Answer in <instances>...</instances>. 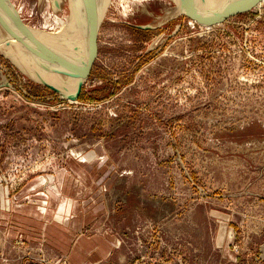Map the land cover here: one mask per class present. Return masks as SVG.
<instances>
[{
  "label": "rangeland",
  "instance_id": "obj_1",
  "mask_svg": "<svg viewBox=\"0 0 264 264\" xmlns=\"http://www.w3.org/2000/svg\"><path fill=\"white\" fill-rule=\"evenodd\" d=\"M99 1L77 100L0 51V264H264V0L212 25Z\"/></svg>",
  "mask_w": 264,
  "mask_h": 264
},
{
  "label": "bare ground",
  "instance_id": "obj_2",
  "mask_svg": "<svg viewBox=\"0 0 264 264\" xmlns=\"http://www.w3.org/2000/svg\"><path fill=\"white\" fill-rule=\"evenodd\" d=\"M249 1L250 0H180L179 9L185 12L187 11V8L193 11H205L206 13L204 14L215 16L217 14V8L222 10H232L239 8ZM83 3L85 8L87 0H84ZM80 4L82 5V0H71L70 10L72 14L70 17L68 16L66 20L65 18L63 20L64 24L62 23L63 27L61 34L64 38V47L53 44L57 42V37H55L53 33H46L42 28V30H31L26 25L31 38L42 57L40 61L45 62L49 69L48 71H45L40 66L39 59L31 51V46L16 25L10 10L7 8L8 6H3L1 3L0 13L4 16L0 15V51L7 56H10L19 66L23 68L25 67L24 69H26L30 75L35 78L40 76L42 82L45 83L48 80H51L64 92H75L78 88V74L80 68H83L84 66L87 68L89 67L93 51L92 38H94L93 36L96 33V28L99 25V19H101V7L104 5L103 3L102 5L101 3L98 5L97 0H90L91 15L89 13L90 18L88 24L85 30L79 32L78 29L82 28V26L80 27V24L78 25L79 14L81 11ZM216 6L217 8H215ZM200 7H204L205 9ZM38 41L46 43V45H42L46 50V53H49V55H46L41 51Z\"/></svg>",
  "mask_w": 264,
  "mask_h": 264
},
{
  "label": "water",
  "instance_id": "obj_3",
  "mask_svg": "<svg viewBox=\"0 0 264 264\" xmlns=\"http://www.w3.org/2000/svg\"><path fill=\"white\" fill-rule=\"evenodd\" d=\"M9 1L10 0H0V3L3 6H6V7L8 6L7 8L10 10L11 15L13 16V19H14L16 25L19 27L23 36L27 39L29 45L31 46V48H30L31 51L39 59L40 66L45 71H48L49 69L47 68V65L45 64V62L40 61L42 57L39 54L38 49L36 48L34 41L32 40V38L30 36V33L27 29V26L25 25V22L23 21V18L18 14L17 9L15 8L14 4L11 1L10 2ZM260 1L261 0H250L249 2L240 6L239 8L232 9V10H222V9L217 8V6H216L215 8H217V14L215 16H212V15L208 16V14L203 15L200 11H193L189 8H187L186 12L188 15H190L193 19L197 20L198 22H200L204 25H212V24L218 22L219 20L226 18L230 15L236 14L240 11L250 9L251 7L257 5ZM213 4H214V2H213ZM214 6H215V4H214ZM82 17H84V12L81 9L80 14H79V21H78V25L80 24V27L82 26ZM78 30L80 32L83 29L79 28ZM91 64H92V57H91V61L89 63L88 68L85 66L83 68H80L79 74H78V76H79L78 88L75 92H64L51 80H48L47 82H45V84L48 85L53 90H55L56 92L60 93L63 97L70 99V100H77L80 96L82 89H83V85L85 83V80H86V78L90 72Z\"/></svg>",
  "mask_w": 264,
  "mask_h": 264
},
{
  "label": "flooded vegetation",
  "instance_id": "obj_4",
  "mask_svg": "<svg viewBox=\"0 0 264 264\" xmlns=\"http://www.w3.org/2000/svg\"><path fill=\"white\" fill-rule=\"evenodd\" d=\"M83 2H84V0H82V5L81 4L80 5H81V9L84 12V17L82 19V29L85 30L86 29V26L88 24V20H89L90 15H91V8H90V0H87L86 7L85 8H84V3ZM97 2H98V5H99L100 4V1L97 0ZM56 6L57 7L60 6L59 1L56 2ZM89 13H90V15H89ZM99 22H100V19H99ZM61 30H62V28L58 31L57 34H54L53 33V35L55 37H57L56 44L64 47V42H63L64 41V38L62 37ZM60 41H61V43H60ZM44 44L46 45V43H44ZM40 82H42V81H40Z\"/></svg>",
  "mask_w": 264,
  "mask_h": 264
}]
</instances>
